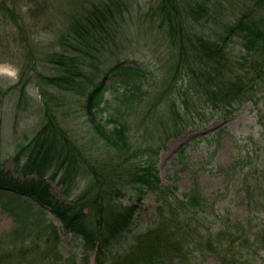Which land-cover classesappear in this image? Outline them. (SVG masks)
<instances>
[{"label": "trees", "instance_id": "obj_1", "mask_svg": "<svg viewBox=\"0 0 264 264\" xmlns=\"http://www.w3.org/2000/svg\"><path fill=\"white\" fill-rule=\"evenodd\" d=\"M125 7V0H91L68 15L63 50L50 56L59 74L44 75L42 80L63 93L53 95L59 104H63L59 96L81 102L93 131L92 144L75 140L55 107L45 104L43 125L15 156V169L23 178L0 167V192L23 202L22 207L9 208L18 226L10 240L0 239V264H22V260L49 264L54 249L57 263L74 264L59 253L56 226L52 234H43L47 210L80 239L86 257L95 254V264H161L177 256L188 261L196 253L199 262V256L213 255L218 264H264V217L253 212L237 219L209 213L208 199L198 188L178 196L162 184L154 160L157 149L151 143L145 148L136 145L128 119L134 110L122 118L100 113L111 78L119 77L126 102L135 108L136 101L160 86L147 84L143 68L120 61L107 64L102 75L97 70L99 54L114 41L112 32ZM151 12L169 51L163 101L184 90L180 103L172 105L177 115L182 107L190 110V99L200 115L209 110L232 114L251 102L259 107L257 121L264 140V0H157ZM65 46L76 54H68ZM79 55L92 58L91 73L78 63ZM117 110L125 116V110ZM180 129L177 122L165 124L162 134L170 136ZM140 151L145 153L139 158ZM58 175L66 192L71 177L79 175L85 177L84 188L74 198L58 197L49 183ZM129 191L138 193L140 201L145 193L156 194L157 216L145 227L139 228L138 203L124 201ZM259 202V197L253 198L255 206Z\"/></svg>", "mask_w": 264, "mask_h": 264}, {"label": "rangeland", "instance_id": "obj_2", "mask_svg": "<svg viewBox=\"0 0 264 264\" xmlns=\"http://www.w3.org/2000/svg\"><path fill=\"white\" fill-rule=\"evenodd\" d=\"M90 1L0 0V167L15 177L23 178L15 169V156L43 125L47 102L55 107L59 119L70 129L75 140L92 144L93 131L81 102L77 97L64 99V96H59L63 101V104H59L54 98L63 93L47 86L42 80L44 75L59 74L50 56L54 51L63 50L61 37L67 34L65 23L68 15ZM125 2L127 9H123L124 16L118 20L112 32L114 41H110L103 55L99 54L97 70L102 75L107 64L113 60L120 61L143 68L148 78L147 84L160 86L147 98L136 101L135 96V108V104L126 102L119 77L111 78L100 113L104 116L113 113L117 118H122L134 110L128 119L136 145L145 148L151 143L157 149L153 153L162 184L178 196L198 188L208 199L205 206L209 213L220 212L237 219L253 212L255 217L263 218L264 140H261L257 121L259 107L249 102L232 114L211 113L209 108V112L200 115L195 108H191L194 100L190 99V110L182 107L181 115L173 112L172 105L174 101L180 103L179 96L184 90L180 89V94L174 91L170 94L171 101H163L167 96L163 94L162 81L165 80V59L169 51L154 27L156 22L151 19V8L157 0ZM68 48L64 47L68 54H76ZM77 61L91 73V57L85 59L79 55ZM55 94L57 96H53ZM119 107L126 111L125 116L118 113ZM164 111L166 116L162 115ZM176 122L181 128L179 133L170 136L162 134L165 124ZM144 153L140 151L137 155L140 158ZM59 179L60 175L49 178L50 191L65 200L76 197L84 188V175L75 179L71 177L68 192ZM249 187L252 192H249ZM139 196L129 191L123 198L126 202L138 203L137 221L140 228L155 220L158 200L156 194L151 192L143 194L142 201ZM255 197H259V206L253 203ZM22 205L20 197L0 192V239L10 240L9 235L18 226L9 208ZM32 206L34 212L39 210L35 204ZM44 217L47 223L44 235L52 234L55 226L58 228L61 238L58 242L59 253L74 264H95V254L86 257L80 239L63 229L57 217L48 210ZM53 244V241L50 242L51 246ZM198 255L192 254L188 261L177 256L161 264H218L213 255L206 258L199 256L200 262ZM24 256L18 257L23 259ZM58 256L54 249L49 264H60L57 263ZM22 264H28V261L22 260Z\"/></svg>", "mask_w": 264, "mask_h": 264}]
</instances>
